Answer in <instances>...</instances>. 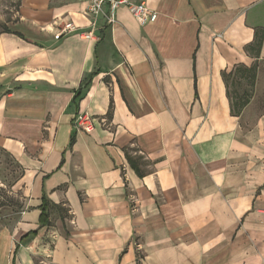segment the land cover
I'll return each instance as SVG.
<instances>
[{
	"label": "crops",
	"instance_id": "crops-1",
	"mask_svg": "<svg viewBox=\"0 0 264 264\" xmlns=\"http://www.w3.org/2000/svg\"><path fill=\"white\" fill-rule=\"evenodd\" d=\"M132 1L157 20L121 7L87 41L60 36L67 23L90 29L86 0H22L0 34V147L29 194L0 230V264L31 231L15 264H264V113L249 103L234 116L223 79L257 63L246 47L264 0ZM86 112L92 133L74 124Z\"/></svg>",
	"mask_w": 264,
	"mask_h": 264
},
{
	"label": "rangeland",
	"instance_id": "rangeland-1",
	"mask_svg": "<svg viewBox=\"0 0 264 264\" xmlns=\"http://www.w3.org/2000/svg\"><path fill=\"white\" fill-rule=\"evenodd\" d=\"M21 3L22 0H0V34L5 29H10L12 23L19 19ZM232 91H237L240 95L251 96L250 104H253L256 116L263 114L264 62L259 63L258 79L254 87L243 82L240 87L232 88ZM2 149L0 147V205H3L0 208V230L14 228L19 221L20 214L27 210V201L29 199L28 183L25 181L27 173L23 177L22 169L12 161L13 156ZM11 199L18 204L11 205ZM18 244L19 242H15L13 255ZM36 264L41 263L37 260Z\"/></svg>",
	"mask_w": 264,
	"mask_h": 264
},
{
	"label": "trees",
	"instance_id": "trees-1",
	"mask_svg": "<svg viewBox=\"0 0 264 264\" xmlns=\"http://www.w3.org/2000/svg\"><path fill=\"white\" fill-rule=\"evenodd\" d=\"M2 33H11V31L10 29H5ZM263 42H264V29L255 28L254 42L251 45L246 47V52L252 57H254L255 59H257V63H255L251 67H247L244 65H238L230 73H227L226 71L223 72V79L226 84L227 95L231 103V112L234 116L241 115L244 108L250 103L251 96L246 95V94L240 95L237 91H232V88L240 87L243 84V82H246L251 87L255 86L257 75H258V69H259L258 59L261 56ZM112 115H113V105L111 104L108 116L112 117ZM138 152H139L138 149L132 148V147H128L125 149V155H126V158L129 164L131 165L133 170L136 172V174L140 178H143L148 174V172L144 169V167L147 165V162L145 161L144 157L140 155ZM12 161H14V163L19 168L22 169V176L24 177L26 173L25 168L13 157H12ZM11 202H12L10 203L11 205L18 204V203H14L13 199H11ZM2 206L3 205H0V208ZM49 208H50L49 201L46 198V196H44L42 199V205L40 206V209L42 212L41 217H40V228L48 227L51 224ZM38 234H39V231H31L20 239V242L18 246L16 247L15 253L13 255L12 264L16 263V256H17L18 250L21 248V245H25L31 242L38 236Z\"/></svg>",
	"mask_w": 264,
	"mask_h": 264
},
{
	"label": "built area",
	"instance_id": "built-area-1",
	"mask_svg": "<svg viewBox=\"0 0 264 264\" xmlns=\"http://www.w3.org/2000/svg\"><path fill=\"white\" fill-rule=\"evenodd\" d=\"M88 3V12L92 16L90 29L80 30L73 23H68L61 30L60 36L78 33L83 40L97 41L96 36L97 23L100 19H104L109 25H113L116 21V13L121 7L129 10L131 15L142 25L155 22L158 14L150 10L144 3H134L132 0H86ZM58 36V37H60ZM75 127L83 132L92 133L95 130L94 119L86 113H80L74 120Z\"/></svg>",
	"mask_w": 264,
	"mask_h": 264
}]
</instances>
